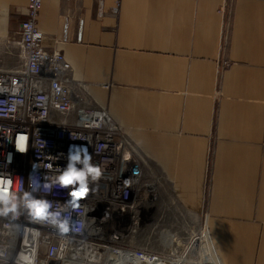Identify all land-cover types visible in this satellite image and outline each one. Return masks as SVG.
<instances>
[{"label":"crops","instance_id":"crops-1","mask_svg":"<svg viewBox=\"0 0 264 264\" xmlns=\"http://www.w3.org/2000/svg\"><path fill=\"white\" fill-rule=\"evenodd\" d=\"M29 1L0 0L1 36ZM37 28L222 263L264 264V0H43Z\"/></svg>","mask_w":264,"mask_h":264},{"label":"built area","instance_id":"built-area-1","mask_svg":"<svg viewBox=\"0 0 264 264\" xmlns=\"http://www.w3.org/2000/svg\"><path fill=\"white\" fill-rule=\"evenodd\" d=\"M42 4L29 1L18 37L0 35V175L14 182L12 199L0 202V264H74L80 252L94 256L93 264H163L172 245L155 248V240L169 239L162 221L171 186L74 78L62 43H43ZM70 145H87L101 169L76 207L67 203L74 186L45 187L67 165ZM26 193L47 199L51 215L33 216ZM205 230L199 222L188 230L197 250Z\"/></svg>","mask_w":264,"mask_h":264},{"label":"clouds","instance_id":"clouds-1","mask_svg":"<svg viewBox=\"0 0 264 264\" xmlns=\"http://www.w3.org/2000/svg\"><path fill=\"white\" fill-rule=\"evenodd\" d=\"M73 147L72 145L69 146L68 163L63 171L50 182L46 177L45 187L51 188L53 184L57 183L62 188L74 186L68 193L72 199L67 203H71L76 207L78 206V200L88 194L90 181H95L100 177L101 169L92 163V155L88 152L87 145L75 146V151H73ZM48 167L51 168V164ZM13 183L10 175H0V202L7 203L12 199L14 195ZM29 183H31V178ZM25 201L33 216L46 218L51 215L49 211L51 204L47 199L35 198L30 193H26ZM68 228V222L63 221L62 231H67ZM24 260L29 261V257L25 256Z\"/></svg>","mask_w":264,"mask_h":264},{"label":"rangeland","instance_id":"rangeland-1","mask_svg":"<svg viewBox=\"0 0 264 264\" xmlns=\"http://www.w3.org/2000/svg\"><path fill=\"white\" fill-rule=\"evenodd\" d=\"M147 163L155 170L153 164L149 161ZM166 205L169 213L167 212V214H165V220L162 221V226L169 230L165 233L163 239L175 237L176 240L174 243L172 242L173 244H169V239L155 240V248L159 247L168 250L169 246L172 245V252L174 254L168 257L170 259L168 264H205V260L208 264H223L217 254L210 249L212 245L207 231H204L201 236V241H197L199 244V249L197 250L195 245L188 243V230L191 229L194 223L193 221L195 220L191 218L182 206L171 198ZM197 218L199 225L203 227L205 225V218Z\"/></svg>","mask_w":264,"mask_h":264},{"label":"bare ground","instance_id":"bare-ground-1","mask_svg":"<svg viewBox=\"0 0 264 264\" xmlns=\"http://www.w3.org/2000/svg\"><path fill=\"white\" fill-rule=\"evenodd\" d=\"M189 220V219H188ZM194 222V221H193ZM194 224V223H193ZM193 227V225L191 226V228ZM197 241H201V238L200 240H197ZM199 245V244H198ZM212 251L215 252V250L213 249V247L211 246L210 248ZM78 258L77 260L74 262V264H93L91 261L94 259V256H89L88 255V252L86 253H79L78 255ZM166 260L163 261V264H168L170 262V259L169 258H165ZM205 264H208V262L205 260Z\"/></svg>","mask_w":264,"mask_h":264}]
</instances>
